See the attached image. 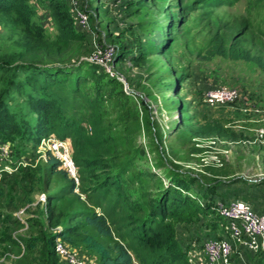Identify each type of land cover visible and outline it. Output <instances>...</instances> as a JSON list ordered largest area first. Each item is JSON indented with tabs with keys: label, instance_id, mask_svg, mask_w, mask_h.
<instances>
[{
	"label": "rangeland",
	"instance_id": "obj_1",
	"mask_svg": "<svg viewBox=\"0 0 264 264\" xmlns=\"http://www.w3.org/2000/svg\"><path fill=\"white\" fill-rule=\"evenodd\" d=\"M68 1L76 30L87 32L86 39L59 35L48 0L28 3L52 55L61 52L58 59L65 65L84 66L77 98L73 76L60 75L43 91L31 73L13 72L34 55L24 45L20 20L0 11V264H64L50 251L53 244L30 246L34 237H60L71 245L69 239L81 243L86 234L109 246L118 240L116 233L101 235L85 218L109 204L108 199L98 206L97 193L86 190L95 178L85 159L110 156L125 163L133 157L158 173L151 189L168 183L175 171L215 177L210 168L227 171L223 180L242 177L264 184V0H75L88 14L91 30L81 27L73 0ZM97 47L114 48L116 76L88 60ZM39 57L32 61L53 59ZM92 81L96 87L89 86ZM218 87L236 88L238 100L209 107L205 95ZM63 122L75 124L77 131L62 136ZM157 135L163 136L168 160L152 151ZM53 138L67 142L75 176L63 164L66 174L52 172L47 159ZM199 187L198 180L194 188ZM51 192H58L51 203L60 218L56 227L49 218ZM257 193L256 211L264 213V188ZM224 227L215 235L227 237ZM64 228L65 237L59 236ZM202 245L197 250L202 261L197 257L193 264H207ZM73 248L97 264L82 246ZM240 251L238 246L233 264Z\"/></svg>",
	"mask_w": 264,
	"mask_h": 264
},
{
	"label": "trees",
	"instance_id": "obj_2",
	"mask_svg": "<svg viewBox=\"0 0 264 264\" xmlns=\"http://www.w3.org/2000/svg\"><path fill=\"white\" fill-rule=\"evenodd\" d=\"M45 4L59 27V35L69 40L86 39L87 32L76 30V22L68 0H48ZM0 11L7 14L13 12L16 19L20 20L26 31L23 37L24 45L30 48L34 55L31 61L17 64L12 68L13 72L23 70L31 73L35 80L42 82L43 91H48L50 84L56 83L60 75L73 76L75 80L73 93L75 98L79 97V83L84 77L80 69L84 66L65 65L58 59L62 55L59 50L57 56L52 55V47L45 41L47 37L42 26L32 20L36 12L28 0H0ZM39 54L40 59L44 58L45 54L53 57L52 62L39 64L32 61ZM13 76L14 73L11 74V77ZM110 78L116 80L114 77ZM93 82L89 86L96 87ZM10 84L14 85L15 81L11 80ZM99 90V88L95 90L97 95ZM77 129L75 124L63 122L62 136L66 137L71 133L73 135ZM152 143L154 145L152 151L160 158L168 160L166 155L163 156V153L165 154L163 136L157 135L155 142ZM47 161L52 172L67 173L61 161L50 151ZM84 163L86 167L91 165L90 169L95 178L91 181V187L87 186L86 190L91 191L93 188L97 193V205L100 207L106 202L108 204L109 199L104 212L87 213L85 218L101 235L114 237L116 233L118 240L109 246L93 235L86 234L81 243L72 239L69 241L72 247L79 244L85 254L93 255L97 264H193L189 260L191 249L200 248L198 244L207 238L222 237L219 234L215 235V232L227 224V220L216 211V204L219 201L228 203L241 199L252 202L253 208L258 210L260 204L257 192L264 188L263 183L250 182L242 177L223 180V177L229 176L227 171L210 168L212 176L215 177L205 176L203 179L175 171L168 183L158 185L157 182V188L151 189V183L159 178L158 173L151 168L137 165L133 157H129L125 163H118L110 156L85 159ZM198 180L200 187L196 189L194 183ZM74 186L75 183L71 185V191ZM57 193L51 192L47 195L52 227H56L60 221L55 206L51 204ZM67 229L64 228L58 235L65 237ZM37 242H43L47 249L53 244V251H50L55 253L57 261H60L55 251V236L46 241L34 237L28 243L34 246ZM243 250L247 253L245 257H242ZM238 259H240L238 264H264V248L255 252L241 246Z\"/></svg>",
	"mask_w": 264,
	"mask_h": 264
},
{
	"label": "built area",
	"instance_id": "obj_3",
	"mask_svg": "<svg viewBox=\"0 0 264 264\" xmlns=\"http://www.w3.org/2000/svg\"><path fill=\"white\" fill-rule=\"evenodd\" d=\"M77 3L75 0L72 1V12L75 13L83 29L91 30L88 14L78 7ZM114 54L113 47H97L88 60L98 63L112 76H116L112 66ZM238 98L239 92L233 87L210 89L205 95V101L209 107L233 104ZM48 151L55 155L73 176L76 175V165L67 142L61 139H49ZM41 200H45V194L42 195ZM215 208L227 220L228 236L207 238L203 241L202 246L207 264H233L232 255L237 251L238 246L255 252L264 248V215L258 213L249 202L241 199L228 203L219 201ZM197 250L201 252L198 248H193L190 251L189 260L192 263L197 257V263L202 261ZM55 251L60 261L65 264H92L87 257L60 237L55 239Z\"/></svg>",
	"mask_w": 264,
	"mask_h": 264
}]
</instances>
